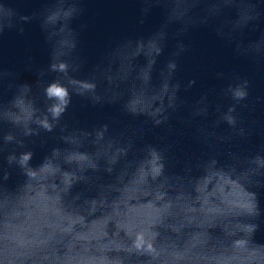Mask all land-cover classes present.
Here are the masks:
<instances>
[{
	"label": "water",
	"instance_id": "water-1",
	"mask_svg": "<svg viewBox=\"0 0 264 264\" xmlns=\"http://www.w3.org/2000/svg\"><path fill=\"white\" fill-rule=\"evenodd\" d=\"M0 264H264V0H0Z\"/></svg>",
	"mask_w": 264,
	"mask_h": 264
},
{
	"label": "clouds",
	"instance_id": "clouds-1",
	"mask_svg": "<svg viewBox=\"0 0 264 264\" xmlns=\"http://www.w3.org/2000/svg\"><path fill=\"white\" fill-rule=\"evenodd\" d=\"M54 90H59L60 94H57V92L54 91ZM51 94H52V95H55V96H57V97H64V96L67 95L66 91H62V90H60V89H58V88H53L52 91H51ZM27 158H28V157L25 156V159H27Z\"/></svg>",
	"mask_w": 264,
	"mask_h": 264
},
{
	"label": "snow or ice",
	"instance_id": "snow-or-ice-1",
	"mask_svg": "<svg viewBox=\"0 0 264 264\" xmlns=\"http://www.w3.org/2000/svg\"><path fill=\"white\" fill-rule=\"evenodd\" d=\"M54 91H56V92H57V94H60L59 90H54Z\"/></svg>",
	"mask_w": 264,
	"mask_h": 264
}]
</instances>
